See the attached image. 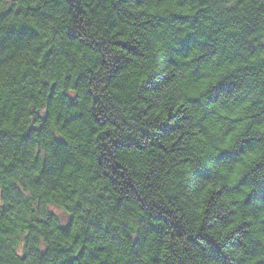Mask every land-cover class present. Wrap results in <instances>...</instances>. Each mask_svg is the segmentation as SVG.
Here are the masks:
<instances>
[{
    "label": "clouds",
    "instance_id": "obj_1",
    "mask_svg": "<svg viewBox=\"0 0 264 264\" xmlns=\"http://www.w3.org/2000/svg\"><path fill=\"white\" fill-rule=\"evenodd\" d=\"M0 264H264V0H0Z\"/></svg>",
    "mask_w": 264,
    "mask_h": 264
}]
</instances>
